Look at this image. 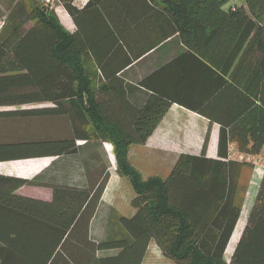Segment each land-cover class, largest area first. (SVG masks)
<instances>
[{
  "label": "trees",
  "instance_id": "16d2710c",
  "mask_svg": "<svg viewBox=\"0 0 264 264\" xmlns=\"http://www.w3.org/2000/svg\"><path fill=\"white\" fill-rule=\"evenodd\" d=\"M73 1L58 0L76 26L70 33L39 0H12L0 29V108L16 109L0 111V119L66 117L72 136L39 143L45 144L40 150L0 154V162L51 160L46 157L76 154L77 141L108 142L118 174L129 178L135 192L134 213L117 216L121 232L94 244L87 241L88 227L107 171L90 186L0 174V264H47L60 250L90 253L83 248L91 247L117 249L118 259L141 264L150 243L174 264H264V169L230 260L224 259L241 211L239 180L251 167L229 159V146L241 156L264 158V0H147L167 21L162 40L178 33L188 48L181 57L195 61L194 69L158 71L161 80L198 93L170 94L150 84L151 76L138 82L148 93L131 95L135 101L117 74L141 55L122 59L123 45L114 44L118 29L107 20L104 0H88L82 9ZM173 102L209 121L201 153H180L165 179H143L127 162L129 146L144 145ZM39 105L50 106L21 109ZM212 124L219 127L216 159L206 157ZM30 144H5L0 150ZM24 186L50 188L51 201L16 195ZM239 230L240 225L229 249Z\"/></svg>",
  "mask_w": 264,
  "mask_h": 264
},
{
  "label": "crops",
  "instance_id": "0c3cea01",
  "mask_svg": "<svg viewBox=\"0 0 264 264\" xmlns=\"http://www.w3.org/2000/svg\"><path fill=\"white\" fill-rule=\"evenodd\" d=\"M87 2L88 0H74L73 5L78 9H82L87 4ZM102 5L103 8L106 9L107 20L110 22V24L115 25L118 29V31L114 32L117 38V41L114 44L123 45L122 51L119 52L122 59L125 58V55H130V53H139L141 55L137 60L126 66L121 72L117 74V76L124 79V85L129 91L126 92L127 96L130 95L129 100H137L136 98L131 97L133 94H143L144 98L145 93H148V91H146L144 88H141V86L138 85V82L142 78L147 80L151 76L154 77L150 84L162 89L163 91L171 92L170 94H174L175 91L184 93L186 95L192 92L198 93L197 88L191 89L186 84L177 85L175 81L172 83L166 79L161 80L162 75L161 73L158 74V71H161L165 68L169 69L171 68L170 66H175L176 69H194L195 61L194 58L189 55L181 57V55L186 50H188V48L181 42L178 33L171 36L170 38H167L166 40H162V37L165 34L166 25H168L167 21L161 13L155 11L156 9L153 10V8L149 7L147 0H104ZM11 6L12 0H0V20L6 17ZM54 11L62 27L70 33L75 32L76 26L73 20L60 3L55 4ZM160 38L161 40H159ZM121 39H124V41L128 44L127 46L129 49H127L126 45L121 42ZM111 52L112 51H109V53ZM175 59H177V61L174 65H172V62ZM109 64L112 68L119 67V63L116 62H111ZM140 89L143 90V93L140 91ZM130 90H132V92H130ZM184 99L191 103L200 102L196 97L185 96ZM209 125V121L204 115L191 111L187 106L173 102L157 128L154 130L153 134L143 145V149L148 153L154 152V154L160 155V160H162L165 155L168 154H175L176 158L180 153L199 155L201 153L203 138ZM218 131V125L212 124L210 141L206 150L207 158H217ZM236 155L237 151L235 146L232 144L229 146V159L239 162L240 157L239 159L234 158ZM254 157L256 158V163L260 161V164H262L264 167V158L262 154L258 156H252V158ZM46 158H51V160L34 158L28 160L0 162V174L17 177L21 176L27 178L28 180L43 176L42 182H51L52 174H44H47L48 169L52 163L55 162L54 160L56 157ZM171 159L174 158L171 156ZM25 164L30 165V167L24 168L25 170L30 168L28 175L26 176L23 175L25 172L22 170ZM159 164L163 163L159 162ZM9 165H13L17 171L13 169V166ZM250 168L251 167H249V169ZM246 169L248 168L245 167L244 170ZM263 169L264 168H262L260 173H258V177H256L255 182L252 185L249 183L247 193L243 202L241 203L240 215L235 226L236 230L237 226L240 225V230L234 244L230 249L229 245L235 230L229 240L224 254V259L226 261L230 260L233 249L240 237L244 225L246 224L249 211L255 203ZM107 172L110 174V171ZM242 176L239 180V185L244 182ZM84 184H86V181L82 180L78 184L71 183L70 185L83 186ZM109 186L110 184L108 181L97 205L95 216L88 227L87 241L94 244L105 241L121 232L120 226L116 225L117 216L121 215L128 217L116 209V204L113 203L112 200L116 196L117 191L113 186H111V189H108ZM15 194L21 197L44 202H50L52 199V191L50 188L46 187L24 186L17 189ZM102 208L107 210L109 215L107 218H104L102 225H95L98 214ZM109 223H112L113 225H108ZM76 241L81 242L78 240ZM76 241H74V243L77 245ZM83 249L85 251H90V253H82L81 251L77 250L68 253L66 251L60 250V253L54 254L53 257L49 259L47 264H132L130 259H128L127 262L125 261V258L118 259L119 251L117 249H109L104 251H93L92 247L91 250H88V248ZM149 249H153V253L148 254L147 252ZM154 250L160 252L154 243H150L141 264L161 263L162 258L164 257L162 255V257H160L156 252H154Z\"/></svg>",
  "mask_w": 264,
  "mask_h": 264
},
{
  "label": "rangeland",
  "instance_id": "374dc122",
  "mask_svg": "<svg viewBox=\"0 0 264 264\" xmlns=\"http://www.w3.org/2000/svg\"><path fill=\"white\" fill-rule=\"evenodd\" d=\"M234 2L243 3L242 0H235ZM55 4L58 3L56 2ZM48 106L50 105L22 106L21 109H31L35 107ZM15 109V107L0 108V111H11ZM71 136V124L66 117L0 119V145H23L28 143L34 144L12 149H1L0 154L40 150L45 147V144L40 145L39 143H46L58 139L70 138ZM83 143V141L76 142V145L79 148L76 154L64 155L59 158H55V162L52 163V165L48 169L47 174L44 175L52 174L53 182H61L63 184L70 185L71 183L78 184L80 181L85 180L86 184H84L83 186H90L94 185L105 171H110V174L108 173V181L110 184L108 189H111V186H113L117 191V194L112 201L116 204V209L119 212L127 215L128 217L131 216L134 213V210L130 206V201L135 196V192L131 187L129 178L119 175L117 172V164L114 160L112 145L108 142H92L86 144L85 146H82ZM159 156L160 155L154 154V152H146L143 149V145L133 144L129 146L127 153V162L129 166L137 171L143 179L154 176L165 179L170 172L172 165L174 164V160H176V156L175 154H168L165 155L162 160H160ZM171 156L174 159H171ZM234 158H237L240 161H246L250 163V165H252L250 169L248 168L243 171L242 177L244 179V182L241 183L238 187L236 201L242 203L247 193L249 183H251L252 185L255 182L256 177H258V173H260V171L264 167L262 166V164H260V161L256 163V158H252V156H241L237 154ZM159 162L163 164H159ZM25 167H30V165L25 164L23 166L22 170L25 172L23 173L24 176L28 175V171L30 170V168L25 170ZM252 168L255 169L253 170ZM13 169L17 171L14 166ZM42 178L43 176H41L40 179ZM108 215L109 214L107 210L102 208V210L98 214L95 225H102L104 218H107ZM108 225H111V223H109ZM152 250L149 249L147 253H153ZM154 252L162 257V254L160 252H157L156 250H154ZM159 264L174 263L166 258H162V261Z\"/></svg>",
  "mask_w": 264,
  "mask_h": 264
},
{
  "label": "built area",
  "instance_id": "2783aa9c",
  "mask_svg": "<svg viewBox=\"0 0 264 264\" xmlns=\"http://www.w3.org/2000/svg\"><path fill=\"white\" fill-rule=\"evenodd\" d=\"M40 4L43 7H46L49 10H54L55 9V3H58V0H39ZM4 24V19L0 20V29Z\"/></svg>",
  "mask_w": 264,
  "mask_h": 264
}]
</instances>
